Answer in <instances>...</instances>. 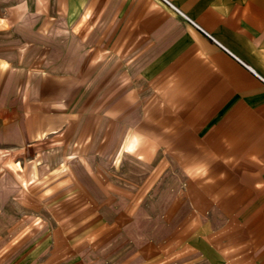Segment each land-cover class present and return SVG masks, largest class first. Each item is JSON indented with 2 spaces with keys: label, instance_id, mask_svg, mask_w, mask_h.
Returning <instances> with one entry per match:
<instances>
[{
  "label": "crops",
  "instance_id": "0c3cea01",
  "mask_svg": "<svg viewBox=\"0 0 264 264\" xmlns=\"http://www.w3.org/2000/svg\"><path fill=\"white\" fill-rule=\"evenodd\" d=\"M166 1L66 0L65 9L74 27L91 30L79 39L88 41L90 73L98 56L105 82L137 72L112 101L120 118L134 119L123 151L163 159L182 179L186 212L163 230L160 258L264 264V0ZM16 81L0 83V141L30 143L64 126L62 110L35 103L32 91L22 105L11 100ZM49 86L40 95L58 106L65 89Z\"/></svg>",
  "mask_w": 264,
  "mask_h": 264
},
{
  "label": "rangeland",
  "instance_id": "374dc122",
  "mask_svg": "<svg viewBox=\"0 0 264 264\" xmlns=\"http://www.w3.org/2000/svg\"><path fill=\"white\" fill-rule=\"evenodd\" d=\"M66 4L0 0V83L16 78L11 100L22 105L32 91L64 118L30 143L0 141V264H170L156 247L184 218L182 179L163 159L153 165L123 151L134 119L120 118L112 101L137 72L114 71L105 82L98 56L90 73L88 41L79 39L91 30L73 26ZM58 85L65 94L56 106L40 92Z\"/></svg>",
  "mask_w": 264,
  "mask_h": 264
},
{
  "label": "built area",
  "instance_id": "2783aa9c",
  "mask_svg": "<svg viewBox=\"0 0 264 264\" xmlns=\"http://www.w3.org/2000/svg\"><path fill=\"white\" fill-rule=\"evenodd\" d=\"M162 1H164L167 5L170 6V4L166 0H162ZM175 10H176L177 13L181 14L177 9H175Z\"/></svg>",
  "mask_w": 264,
  "mask_h": 264
}]
</instances>
